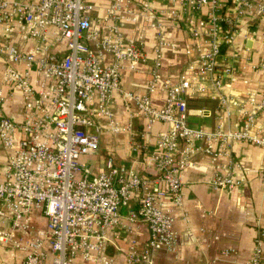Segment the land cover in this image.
Segmentation results:
<instances>
[{
    "label": "built area",
    "instance_id": "2783aa9c",
    "mask_svg": "<svg viewBox=\"0 0 264 264\" xmlns=\"http://www.w3.org/2000/svg\"><path fill=\"white\" fill-rule=\"evenodd\" d=\"M243 18L264 20V0H0V107L22 97L20 120L0 116V155L8 157L0 246L21 254L19 264H115L113 240L145 223L149 239L130 240L128 263L177 255L176 226L189 222L183 176L194 158L215 164L214 190H232L246 183L234 147L264 150V87L245 101L226 91L238 80L226 51ZM179 22L189 26L187 65L177 79L163 78L164 52L178 49L166 27ZM252 66L264 75V54ZM125 73L146 74L142 93L124 88ZM117 95L130 120L142 118L143 136L164 126L152 155L157 181L112 159L97 174L85 163L99 152L102 120L112 134L133 131L117 118ZM199 98L219 104L213 130L190 124L189 100ZM260 178L264 184V167ZM263 238L264 229L250 264H262Z\"/></svg>",
    "mask_w": 264,
    "mask_h": 264
},
{
    "label": "crops",
    "instance_id": "0c3cea01",
    "mask_svg": "<svg viewBox=\"0 0 264 264\" xmlns=\"http://www.w3.org/2000/svg\"><path fill=\"white\" fill-rule=\"evenodd\" d=\"M163 6L167 5L160 2ZM162 6V7H163ZM166 7V6H165ZM202 18L196 17L194 20ZM124 28L128 30L127 26ZM238 32L241 35L234 45L226 51L227 59L234 65L238 80L228 93L236 96L238 101H245L251 91H259L264 87V75L254 70L252 63L264 54V20L253 18L240 20ZM167 37L176 43L178 49L164 52L163 78L177 79L187 65L184 47L190 42L189 26L183 22L168 24ZM155 34L149 32L148 45L154 47ZM146 74L125 73L123 86L127 91L142 93L146 82ZM158 106H163L164 95L155 97ZM216 100L199 98L189 100L190 124L195 128L213 130L216 127L215 112L218 108ZM22 97L16 94L15 100L0 107V116L7 114L15 120H20ZM115 113L122 125L132 122L133 131L112 134L107 130V124L101 121L104 134L97 156L86 159L90 171L97 174L106 169L109 159L115 166L124 168L128 173H138L145 179L154 182L160 176L158 168L152 160L155 153V135L164 126L158 124L152 135L143 136L142 118L130 120L123 99L117 95L114 106ZM234 119L239 120L236 109ZM264 123V113L260 117ZM234 156L246 171V183L232 190H214L210 181L216 173V166L208 158L195 157L191 166L184 173V208L189 215V222L180 221L176 228L180 236V246L177 255L159 254L155 256V264H250L255 250L260 230L264 229V184L260 173L264 167V150L248 143H239L234 147ZM5 151L0 155V181L4 179L7 165ZM132 207L138 208L137 200L132 201ZM135 239L140 244L149 239V230L145 223L137 224L133 233H124L120 239H114L110 254L115 258V264H129L126 252L130 240ZM264 264V238L261 240ZM233 249L234 253L225 256L223 253ZM21 254L10 252L0 246V264H19ZM78 264H85L81 261Z\"/></svg>",
    "mask_w": 264,
    "mask_h": 264
}]
</instances>
